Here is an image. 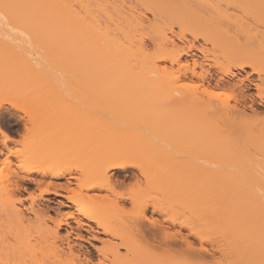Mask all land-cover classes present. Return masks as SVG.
<instances>
[{"label": "bare ground", "instance_id": "1", "mask_svg": "<svg viewBox=\"0 0 264 264\" xmlns=\"http://www.w3.org/2000/svg\"><path fill=\"white\" fill-rule=\"evenodd\" d=\"M139 1L121 5L118 0H0V24L81 28L83 35L92 31L100 71L93 75H132L124 73L136 68L132 43L115 34V28ZM163 1L171 10L190 11L182 20L199 22L200 32L189 40L182 30L156 29L151 37L156 59L146 73L137 75L176 69L167 107L193 116L187 124L211 137V169L197 168L192 177H183L175 146L162 158L170 163L167 167L159 169L155 161L143 166L125 145L121 122L118 128L108 123L111 116H103L101 109L104 120L97 121L98 113L97 118L89 116L99 128L94 131L93 126L90 132L91 121L81 127L86 135L75 128L67 148L60 150L74 165L29 164L24 174L17 173L7 183L0 178V264H264V36L253 33L245 36L246 42L242 36L243 41L242 24L238 27L239 22H231L209 1L207 6V0ZM259 10L264 18V7ZM160 13L162 17L165 11ZM182 25L179 20L180 29ZM199 38L202 43L196 44ZM208 44L216 49L214 59ZM146 49L145 43L139 47L140 52ZM10 58H18V51H0V94L20 85V73L7 67ZM158 62L164 63L162 68ZM0 134V144L7 149H0V156L6 161L12 154L8 142L18 141L1 120ZM37 157L31 153L22 166ZM186 182L208 183L209 200L189 194L194 186ZM126 183L131 191L118 193L117 186ZM33 186L40 199L55 195L66 201L59 200L56 209L49 197L44 207H36L34 200L27 206L22 198L12 200ZM151 192L159 198H151ZM217 200L227 206L218 209ZM61 207L71 210L62 212Z\"/></svg>", "mask_w": 264, "mask_h": 264}, {"label": "rangeland", "instance_id": "2", "mask_svg": "<svg viewBox=\"0 0 264 264\" xmlns=\"http://www.w3.org/2000/svg\"><path fill=\"white\" fill-rule=\"evenodd\" d=\"M208 1L227 15L226 17H230L231 22H239L238 27L242 24L241 26L247 31H252L245 35L246 30L242 28L245 31L243 33L241 30L243 34L238 36L243 41L245 36L253 35V33L260 39L263 38L261 35L264 36V30H262L264 18L259 10H263L264 4H261L263 7L259 8L261 6L259 4L263 1L207 0V6H210ZM118 2L121 5L128 2L136 4V0H118ZM163 10L165 13H162L163 16L160 17V12ZM194 11L205 13L202 8H194ZM188 12L190 11L187 9L179 12L171 10V5L166 7L163 0L139 1L137 9L134 8L127 13V19L118 20V28L113 25L116 29L115 34L132 43L136 68L131 72H124L132 75L105 76L104 78L93 75L100 71L99 48L95 44L97 37L92 31L88 32V35H83L81 28L68 30L57 25H41L40 27L36 23L20 26L9 22L1 23L0 51L8 49L18 51V58H10L7 67L20 73L17 74L18 77L20 76V85L10 92L0 94V102L5 101L4 104L1 103L3 106V112L1 111L0 114L1 124L9 135L18 141L17 143L8 142V148L12 150V154L14 151V154L9 156L10 159L4 161L5 155L0 156V178L7 183V179H12L17 173L24 174L30 167L29 164L55 167L74 165L75 161L68 158V155L64 156V152L60 150L67 148L68 142L75 135V128L86 135L88 133L82 129L91 121L90 132L96 131L99 128L97 121L100 122L101 118V113L98 112L104 108L103 116L107 117L110 114L111 117L114 116L112 117L114 119L117 116L119 123L114 119L112 120L114 122H110L109 119L112 118L109 115L105 121L114 123L113 125L117 128L121 127L120 131L125 134V145L128 146L133 158L140 161L143 166H152L155 161L159 169L167 167L170 163H167L166 159L163 161L162 158H165L170 148L175 146L179 159L178 167L183 177H192L197 168L211 169V137L202 130L198 131L193 125L187 124L193 116L189 118L182 109L167 107V94L174 83L176 69L161 71L158 75L148 72V76L152 75V79L137 75L139 72L146 73L148 70L145 68L156 59L154 58L156 48L151 44V37L156 34V29L159 27L168 32L171 27L176 31L182 30L189 40H193L194 35L199 34L201 29L199 22L182 20ZM141 18L143 22H140ZM179 20L183 24L181 29L178 26ZM252 27H255V30ZM257 28L261 34L257 33ZM245 38L246 42L247 37ZM199 39L196 44L202 43V39ZM243 41L242 43H245ZM142 43L147 46L144 52L139 50ZM207 48L209 56L214 59L215 47L208 44ZM157 64L161 68L164 65L163 62ZM97 113L100 115L98 116ZM91 114L95 118L98 116L97 121L93 117L92 122L93 118L89 117ZM84 115L86 119L89 117L87 122L83 118ZM23 121L27 122L26 127ZM74 121H77L76 124ZM116 123L120 125L116 126ZM74 124L77 127H74ZM93 126L96 127L92 130ZM2 139L0 134V142ZM0 149L7 153L2 143ZM31 153L38 154L37 159L31 160L28 166L23 167L24 160L28 159ZM57 153H60L58 155L62 158H57L58 155L55 157ZM186 186L191 187L188 190L192 196L209 200L211 192L208 183L186 182ZM130 188L131 185L126 183L117 186L116 191L128 193L131 191ZM39 193V189L33 186L26 192L16 193L17 195L12 196V200L22 198L26 206L34 200L36 207H44L49 203L46 200L49 197L53 200L49 204L55 208L59 200L66 201L64 197L55 195H46L43 200L40 199ZM102 193L110 194L106 191ZM151 194V198L155 199L154 196L159 198L156 192ZM217 201L218 209H224L227 206L225 201ZM127 205L130 206V204ZM66 210V207H61L60 211ZM68 210L71 209L68 208ZM52 212L54 211H51V214L55 216ZM260 227L264 233V223ZM184 232L187 231L184 230ZM32 234L38 233L33 231ZM94 243L99 244L95 241ZM84 244L90 245L87 242Z\"/></svg>", "mask_w": 264, "mask_h": 264}, {"label": "flooded vegetation", "instance_id": "3", "mask_svg": "<svg viewBox=\"0 0 264 264\" xmlns=\"http://www.w3.org/2000/svg\"><path fill=\"white\" fill-rule=\"evenodd\" d=\"M57 205H58V203H57ZM72 222V221H71ZM72 224H74V222H72Z\"/></svg>", "mask_w": 264, "mask_h": 264}]
</instances>
